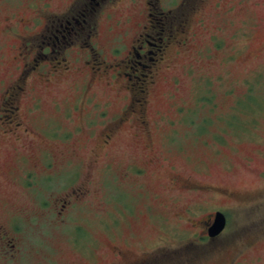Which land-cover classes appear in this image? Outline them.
Returning <instances> with one entry per match:
<instances>
[{
	"label": "rangeland",
	"instance_id": "374dc122",
	"mask_svg": "<svg viewBox=\"0 0 264 264\" xmlns=\"http://www.w3.org/2000/svg\"><path fill=\"white\" fill-rule=\"evenodd\" d=\"M69 1L0 0V95L14 85L19 66L32 57L25 50L30 41L27 34L36 33L40 24L34 20L35 11L49 3L47 10L56 14L64 11L63 4ZM197 5L190 21L195 36L190 45L180 47L173 72L169 69L163 74L159 93L150 103L165 111L168 101L163 94L170 93L172 86L178 88L176 105L192 107L196 97L198 104L203 97L208 103L200 112L208 121L195 128L186 124L177 127L179 146L173 159L175 165L195 172L209 185L211 192L204 198L205 207L208 212L224 210L225 231L214 241H200V228L192 229L181 219L162 222L154 195L169 199L170 195L164 193L166 183L152 181L150 173L145 179L124 176L129 165L143 166L136 156L144 141L141 137L133 138L131 124L125 122L120 128L112 148L113 158L106 154L110 149L106 153L94 149L100 134L98 124L92 126L86 120L105 110L111 117L123 106L124 89L119 90L116 84L119 81L125 87L129 85L124 79L113 77L124 70L123 56L112 54L109 45L119 41L123 36L119 34L125 29L129 34L135 23L145 21L139 2L130 10L121 6L112 12L113 19L106 22L111 28L103 34L100 47L106 55L91 57L85 64L83 59L69 60L72 67L79 66L78 71L55 75L52 84H40L33 90L28 87L21 94L23 120L51 139L45 147L37 142L31 144L29 152L39 154L49 149L66 154L75 147L79 157L55 159L57 169L49 182L35 187L36 197L17 182H8L0 189V202L23 208L31 217L23 223L19 235L20 260L6 262L0 257V264H105L116 260L113 246L128 248L130 258L148 257L149 252L158 249L156 260L153 257L148 264H171L172 247L177 250L176 264H264V0H203ZM126 13L136 15L132 17L133 24L118 29L116 21ZM19 15L26 19L24 24L29 20L30 27L18 22L12 30L7 29V23L16 22ZM200 16L202 22L196 23ZM174 41L173 47H179ZM102 60L107 62L98 70ZM44 63L51 68L56 60L50 57ZM32 65L30 60L29 67ZM139 73L136 75L140 76ZM89 82V96L81 95ZM200 82L208 86L200 89ZM14 101L9 105H14ZM9 105L2 107L7 110ZM76 105L84 106L86 111L75 109ZM92 105L97 106L93 109ZM1 110L0 124L5 125L3 116L8 112ZM187 118L195 121L194 117ZM100 119L95 116V121ZM54 127H58L57 140L49 137V130ZM197 128L207 133L196 138L191 132ZM27 150L24 151L28 153ZM93 150L100 153V158L90 168ZM18 156L17 161L5 163L11 177L23 160L19 148ZM29 163L32 164L30 160ZM88 177L87 200L59 215L54 204L72 198L71 190ZM140 184L144 185L142 189ZM42 200L50 202V206L41 208ZM187 240L200 243L188 246Z\"/></svg>",
	"mask_w": 264,
	"mask_h": 264
},
{
	"label": "flooded vegetation",
	"instance_id": "af4514ba",
	"mask_svg": "<svg viewBox=\"0 0 264 264\" xmlns=\"http://www.w3.org/2000/svg\"><path fill=\"white\" fill-rule=\"evenodd\" d=\"M200 1L203 2V0H175L174 2L173 0H70L63 4L65 5L64 11L56 14H50L47 10L49 3L44 4V7L39 6V9L35 11L34 19L40 22L36 29L37 32L27 34L30 41L25 52L27 56L32 55V59L30 58L29 62H24L19 66L17 77L13 80L14 85L0 95V110L2 106H8L11 100L15 99L14 105H9V109L6 110L2 107L1 110L7 111L8 114L3 116L7 123L0 124V189L8 182H17L25 191L27 190L26 192L30 191L36 197L35 187L38 184L49 182L51 173L57 169L56 162L59 156L70 159L79 157L75 147H72L71 151L66 154H58L49 149H43L39 154L29 152L31 144L37 142L45 147L51 139L33 130L23 120L21 94L27 91L28 87L33 90L40 84H52L55 75L60 76L63 73L78 71L79 66L72 67L69 60L76 62L77 59H83V64H85L90 61L91 57L99 58V56L106 55L100 47H102L103 34L111 28H108L106 22L113 19L112 12L121 6L130 10L141 2L142 16L145 21L135 23L134 30L129 34H127L129 30L125 29L123 34L122 32L119 34L123 35L119 41L109 45L112 54L123 56L124 70L116 75L113 74V77L117 80L124 79L129 86L125 87L119 81L116 84L119 90L124 89V103L117 114L109 117L108 110H105L100 114H94L96 118L100 116V120L95 121V116L86 120L92 126L98 124L100 134L94 149L102 150L105 153L107 149H110L106 154L113 158L115 152L112 148L116 143L120 128L125 122L131 124L133 138L141 137L144 141V150L142 149L136 156L138 161L143 162V166H140L139 163L129 165L124 176L132 179L136 177L145 179L150 173V176L153 175L152 181L166 183L164 193L170 195L169 199L165 201V198L160 194L154 195V201L162 213V222L170 220L172 223L173 219H181L192 229H201V232L198 233V235L202 234L199 238L200 241L209 242L218 239L220 235L213 239H210L208 235L209 228L214 224L215 214L219 211L208 212V208L205 207L206 199L204 198L208 197L211 192L209 185L195 172H187L181 168L182 166L175 165L173 159L174 152L179 146L177 127L186 124L195 128L199 127L203 121H208L205 115L200 113L208 103L205 104L203 97L202 102L198 104L196 97V104H193L192 107L183 104L176 105L175 97L178 88L173 86L169 88L170 93L165 92L168 97L165 93L163 94L164 99L168 101L165 111L154 108L150 103L153 97L159 93V84L164 78L163 74L169 69L173 72L174 61L182 51L180 47L185 48L190 45L192 36H195L193 28L190 27L191 13L197 10V4ZM133 16L136 17L134 14ZM133 16L126 13L122 19H118L116 21L118 29L126 27L127 24H133ZM20 17L14 23H7V29L12 30L18 22L24 24L26 19ZM28 21L27 24H24L25 27H30ZM201 22L202 17L196 20V23ZM193 24H195V19H193ZM174 40L178 42L179 47L176 48L179 49L173 47ZM49 56L54 58L56 63L51 68H46L44 62L50 58ZM30 60L34 62L31 67H29ZM106 62V60L99 62L98 70ZM117 65L120 66V64ZM137 73L140 76L136 75ZM94 80L95 78L91 75V81ZM92 82L84 86L81 95L89 96ZM200 84V89H205L208 86L205 82H200ZM126 93L129 95L126 96ZM92 106L95 109L97 105ZM75 109L86 111L82 105L81 107L76 105ZM29 110H31L30 107ZM87 110L89 114L90 109L87 108ZM175 116L179 119L177 120ZM189 116L194 117L195 121L188 119ZM107 117L109 119L106 123ZM57 129L58 127H54L53 130H49V137L51 136L54 140H57L56 137H58ZM205 132L207 133V131H200L197 128L191 133L199 138ZM156 134L157 136L160 134L161 138L158 139L157 136H154ZM52 143L56 145V141H52ZM18 148L24 156L20 168L11 177L12 172L9 173L5 163L12 159L16 161L19 159ZM25 148L28 149V153L24 151ZM161 148L165 150H161ZM95 150L92 152L90 168H94L99 162L100 153ZM26 159L28 160L26 161ZM55 159L57 160L55 161ZM29 160L32 164L29 163ZM149 167L152 170L149 171ZM88 183L89 177L87 180H82L73 191L71 190L69 197L72 198L67 197L60 205L54 204L58 207L59 215H63L65 211L71 210L72 207H77L87 200L86 196L90 193ZM138 187L142 189L144 185L140 184ZM232 195H236V193H232ZM179 200H181L180 204H178ZM40 203L41 208L50 206V202L42 200ZM14 207L16 206L7 202H0V257L6 262H12L15 258L20 260L22 238L19 235L23 232V223L31 218L28 216L27 210ZM222 212L224 213V210ZM167 215L169 216L167 217ZM199 243L194 240L185 241L188 246ZM111 250L116 256V260L105 264H148L150 260L154 259L155 261L159 254L156 252L158 249H153L149 252L148 257L130 258L131 251L128 248L113 246ZM171 250L173 252H171V256H173L170 260L171 264H176L177 250H173V247Z\"/></svg>",
	"mask_w": 264,
	"mask_h": 264
},
{
	"label": "water",
	"instance_id": "95a60500",
	"mask_svg": "<svg viewBox=\"0 0 264 264\" xmlns=\"http://www.w3.org/2000/svg\"><path fill=\"white\" fill-rule=\"evenodd\" d=\"M226 227V216L222 212H217L215 214L214 224L209 228L208 235L209 237L215 238L219 236Z\"/></svg>",
	"mask_w": 264,
	"mask_h": 264
}]
</instances>
